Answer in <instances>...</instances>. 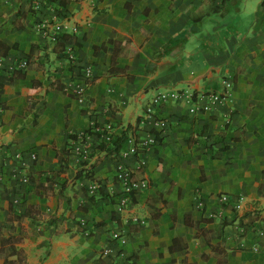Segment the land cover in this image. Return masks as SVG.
<instances>
[{
  "label": "crops",
  "instance_id": "1",
  "mask_svg": "<svg viewBox=\"0 0 264 264\" xmlns=\"http://www.w3.org/2000/svg\"><path fill=\"white\" fill-rule=\"evenodd\" d=\"M59 14L80 31L65 45L42 30ZM225 80L212 111L145 115L158 90ZM109 124L119 152L96 134L76 152ZM148 134L156 145L124 156ZM0 170V264H264V0H0ZM127 173L149 186L130 197Z\"/></svg>",
  "mask_w": 264,
  "mask_h": 264
},
{
  "label": "built area",
  "instance_id": "2",
  "mask_svg": "<svg viewBox=\"0 0 264 264\" xmlns=\"http://www.w3.org/2000/svg\"><path fill=\"white\" fill-rule=\"evenodd\" d=\"M49 25V26H48ZM42 30L44 31V35L52 41H57V37L61 34L67 32L69 34L77 36L79 34V26L73 23L70 19L61 16L60 14L57 15L56 19L52 22H47L42 26ZM71 61H75L76 57L74 54L69 56ZM28 67L27 59H24L18 65L19 69H25ZM93 77V71L91 66H86L83 70L82 77L71 86V91L73 95L76 97L81 98L86 90V86L90 82ZM225 85V92L224 93H215V92H208L204 94H195L193 91L189 89H180V90H158L153 97L151 98L150 104L148 105L145 115L146 117H154L156 106H160L164 103L169 101L175 102H186L190 105V112L191 113H199V112H209L212 111L217 105L221 104L223 101L229 98L230 90L232 83L228 80L224 81ZM153 122L156 126L165 127L167 122L162 119H153ZM95 130L98 131L101 136L100 138L102 141L108 142L112 136V126L109 124L104 127H95ZM88 134L84 133L81 137L77 138L81 140V145L78 144L75 147L76 152L83 156L84 158L88 157L90 146L83 144V139L87 137ZM157 137L153 134H148L145 138L139 140L138 142L134 143L129 150L125 151L124 156L127 157L128 155H139L141 152L146 150L147 148L154 146L157 144ZM33 159H36L37 156L35 153H31L30 155ZM16 158L19 161H23L24 155L23 153H18ZM4 173L0 170V181L3 180ZM127 192L131 195L147 188L149 186V182L147 180L131 182L129 181V174H124L121 176ZM22 183H29L30 178L27 174L23 175L20 178ZM99 187V183L94 181L92 183L91 188L93 190ZM220 201L222 203H227L230 200V197L227 194H221L219 196ZM205 205L203 200L198 201V206L203 207ZM237 209L241 207L240 203H237ZM125 208V201L123 199L118 200V211H123ZM115 238L118 235L114 236Z\"/></svg>",
  "mask_w": 264,
  "mask_h": 264
},
{
  "label": "trees",
  "instance_id": "3",
  "mask_svg": "<svg viewBox=\"0 0 264 264\" xmlns=\"http://www.w3.org/2000/svg\"><path fill=\"white\" fill-rule=\"evenodd\" d=\"M30 3L33 2V0H28ZM51 1H58V0H51ZM61 3H64V0H60ZM76 37L75 35H70V34H66V35H60L57 37V45H65L66 43L68 42H71L73 41L74 37ZM64 50V49H63ZM62 50V51H63ZM28 61V66H29V60L27 59ZM17 72H22L21 70H15L11 76H14ZM86 134H96L98 135L99 137L101 136V134L94 129H89L86 131ZM77 139V138H76ZM127 139V135L126 133H123L121 136H114L112 135L110 140L108 142H105V141H102L100 144H99V148L102 150V151H105L107 152V154H113V153H117L120 151V149L122 148L123 144L125 143ZM87 164V163H85ZM82 173L85 175V177L87 178H90V179H93L94 178V174L92 172L91 169L89 168H84L81 173L78 174V176H81ZM7 264H25V259L24 258H20L18 259V261H13V260H10V261H6Z\"/></svg>",
  "mask_w": 264,
  "mask_h": 264
}]
</instances>
